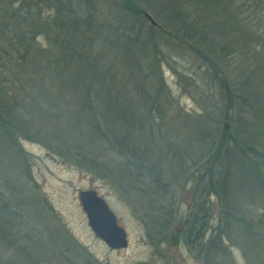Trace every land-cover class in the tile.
<instances>
[{"label": "rangeland", "instance_id": "374dc122", "mask_svg": "<svg viewBox=\"0 0 264 264\" xmlns=\"http://www.w3.org/2000/svg\"><path fill=\"white\" fill-rule=\"evenodd\" d=\"M131 4L0 0V264H203L201 188L205 241L223 226L234 264H264V0ZM84 190L127 248L91 230Z\"/></svg>", "mask_w": 264, "mask_h": 264}, {"label": "trees", "instance_id": "16d2710c", "mask_svg": "<svg viewBox=\"0 0 264 264\" xmlns=\"http://www.w3.org/2000/svg\"><path fill=\"white\" fill-rule=\"evenodd\" d=\"M127 5H132L131 0H126ZM136 12V10H135ZM1 65V62H0ZM5 90L3 89V86L0 83V95H5ZM1 101V99H0ZM5 104L0 102V109H3V114L6 113V108ZM0 111V115H2ZM217 154L219 153L218 151H214ZM218 158V157H217ZM211 162V160L207 159L206 164L208 165ZM221 165H217L215 168V174L213 175L211 170L208 171L207 175V183L209 184L212 180L215 181V184L217 181H219L220 176L222 175L223 170H228L224 166L225 164L224 161H220ZM214 173V171H213ZM223 178H228L226 173L223 174ZM232 178V177H231ZM147 180V179H146ZM150 184L151 181H148ZM206 192V191H205ZM210 192V191H209ZM212 193L217 194L222 196V193H220L216 188H213L211 190ZM205 193L203 192V188L199 190V195H197L196 199V211L193 214L192 221L190 224H188L187 228V244L193 250L194 252H198L199 256L203 257L204 263L203 264H222L221 263V258L226 257L229 261L226 264H234L233 260L231 259V254L228 251V249L224 246H216L218 242H222L226 236L225 232L222 231L223 226H218L216 231L210 236V238L205 241L206 237V231H207V226L205 224V219H206V213H207V204H206V199L204 197ZM205 215V217H204ZM75 246H73L74 249Z\"/></svg>", "mask_w": 264, "mask_h": 264}, {"label": "water", "instance_id": "95a60500", "mask_svg": "<svg viewBox=\"0 0 264 264\" xmlns=\"http://www.w3.org/2000/svg\"><path fill=\"white\" fill-rule=\"evenodd\" d=\"M145 17L151 25L158 26L148 13L145 14ZM79 200L89 227L100 240L113 250H122L128 247L129 240L125 228L119 224L117 215L97 191H81Z\"/></svg>", "mask_w": 264, "mask_h": 264}]
</instances>
